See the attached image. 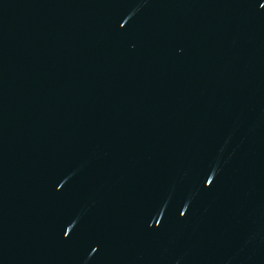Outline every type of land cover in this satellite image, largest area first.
<instances>
[{
    "label": "water",
    "instance_id": "water-1",
    "mask_svg": "<svg viewBox=\"0 0 264 264\" xmlns=\"http://www.w3.org/2000/svg\"><path fill=\"white\" fill-rule=\"evenodd\" d=\"M0 264H264V0H0Z\"/></svg>",
    "mask_w": 264,
    "mask_h": 264
}]
</instances>
